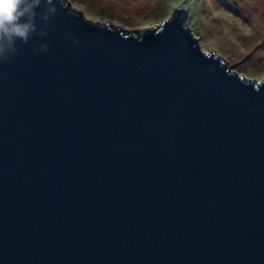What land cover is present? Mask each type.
<instances>
[{
    "label": "water",
    "instance_id": "1",
    "mask_svg": "<svg viewBox=\"0 0 264 264\" xmlns=\"http://www.w3.org/2000/svg\"><path fill=\"white\" fill-rule=\"evenodd\" d=\"M52 3L0 62V264H264V81L182 5L137 32Z\"/></svg>",
    "mask_w": 264,
    "mask_h": 264
},
{
    "label": "rangeland",
    "instance_id": "2",
    "mask_svg": "<svg viewBox=\"0 0 264 264\" xmlns=\"http://www.w3.org/2000/svg\"><path fill=\"white\" fill-rule=\"evenodd\" d=\"M94 21L146 31L161 25L182 5L188 25L205 51L236 64L248 79L264 81V0H66ZM184 2V3H183Z\"/></svg>",
    "mask_w": 264,
    "mask_h": 264
},
{
    "label": "clouds",
    "instance_id": "3",
    "mask_svg": "<svg viewBox=\"0 0 264 264\" xmlns=\"http://www.w3.org/2000/svg\"><path fill=\"white\" fill-rule=\"evenodd\" d=\"M47 2L49 11H55L52 0ZM40 3L41 0H0V62L15 55L17 42L27 43L37 30L36 9ZM43 18L48 17L45 14ZM46 47V44H41L39 50Z\"/></svg>",
    "mask_w": 264,
    "mask_h": 264
},
{
    "label": "trees",
    "instance_id": "4",
    "mask_svg": "<svg viewBox=\"0 0 264 264\" xmlns=\"http://www.w3.org/2000/svg\"><path fill=\"white\" fill-rule=\"evenodd\" d=\"M186 7H187V5H186ZM194 32V31H193Z\"/></svg>",
    "mask_w": 264,
    "mask_h": 264
}]
</instances>
